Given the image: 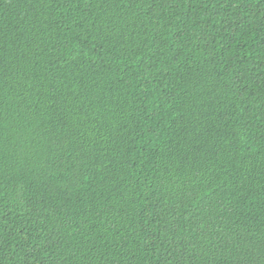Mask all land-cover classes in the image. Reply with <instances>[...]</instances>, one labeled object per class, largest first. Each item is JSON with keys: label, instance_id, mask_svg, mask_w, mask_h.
Segmentation results:
<instances>
[{"label": "trees", "instance_id": "1", "mask_svg": "<svg viewBox=\"0 0 264 264\" xmlns=\"http://www.w3.org/2000/svg\"><path fill=\"white\" fill-rule=\"evenodd\" d=\"M0 264H264V0H0Z\"/></svg>", "mask_w": 264, "mask_h": 264}]
</instances>
